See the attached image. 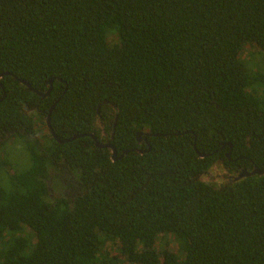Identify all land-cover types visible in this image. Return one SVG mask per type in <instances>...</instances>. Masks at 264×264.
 Here are the masks:
<instances>
[{
    "label": "trees",
    "instance_id": "trees-1",
    "mask_svg": "<svg viewBox=\"0 0 264 264\" xmlns=\"http://www.w3.org/2000/svg\"><path fill=\"white\" fill-rule=\"evenodd\" d=\"M253 44L264 0H0V264H264V174L235 178L264 169ZM57 100L53 130L81 136H53Z\"/></svg>",
    "mask_w": 264,
    "mask_h": 264
},
{
    "label": "rangeland",
    "instance_id": "rangeland-1",
    "mask_svg": "<svg viewBox=\"0 0 264 264\" xmlns=\"http://www.w3.org/2000/svg\"><path fill=\"white\" fill-rule=\"evenodd\" d=\"M110 40L113 42H116L117 41L116 34H111ZM241 57L247 62V66L249 67V69L256 70V68H258L259 70H262L261 72L264 73V54L261 51V49L257 47L255 44L246 45L242 51ZM249 74H250V71H249ZM258 86L264 88V84H258ZM263 98H264V95H263ZM43 123L44 121L41 122L40 120H38L39 137L41 138L43 135L49 133L48 127H46ZM7 144L8 145H6L5 147L10 150V151L8 150L6 151V153L9 156L8 158H10L11 161H13V163L16 164V166L20 170L19 172H23L27 170L29 168L28 162L30 161L29 159L31 158H30V154L27 151L24 141L16 137V138L10 139ZM8 171L13 172V169H10L9 167L2 169V171L0 172V177L3 179L0 180V182H4L3 180L6 179V172ZM225 171L226 170H222L221 168L218 167L212 173L206 175L205 177L206 179H209V180L211 179V180H214L220 183L225 180V176H226L224 174ZM49 185H50L51 197H56L62 192L61 189L58 187V185H56L55 181L50 180ZM162 237L163 238L160 241L162 244L161 245L162 247L164 246L165 242L168 241L170 248L176 251L180 250L179 243L172 236L166 235Z\"/></svg>",
    "mask_w": 264,
    "mask_h": 264
},
{
    "label": "water",
    "instance_id": "water-1",
    "mask_svg": "<svg viewBox=\"0 0 264 264\" xmlns=\"http://www.w3.org/2000/svg\"><path fill=\"white\" fill-rule=\"evenodd\" d=\"M4 74H5V73H1V74H0V78H1ZM20 80H21L25 85H27V86L29 87V89L34 90L36 93L42 95L43 97L47 96V95L50 93L51 89H52L53 79H50V80H49L50 88H49L48 91L45 92V93H44V92H40V91H38L37 89L33 88V87L31 86V84H30L28 81H26V80H24V79H20ZM0 85L4 88V86L2 85L1 82H0ZM57 102H58V100L55 101V103L51 106V108H50V110H49V113H48V115H47V117H46L47 125H48V127L51 129V132H52L53 136H54L58 141H60V142H67V141L72 140V139H74V138H76V137H78V136H81V135H77V134H76V135L72 136L71 138L64 139V140L60 139V138L57 136V134L55 133V131L53 130V128H52V126H51V113H52V111H53V109H54V107H55V105H56ZM100 106H101V105H99V108H100ZM149 135H150V133H147L146 135H144L143 132H138L137 137H138V140H139V141H141V137H142V139L144 138L146 141H148V136H149ZM156 135H159V134H156ZM91 136L95 139V143H96V145H98L99 147H109V148L112 149V157H113L114 160L118 159L120 156L123 155V153H122L120 156L118 155V153H117V148H116L111 142H109V141H107V142H103V141L100 140V138H99L98 136H96V135L93 134V133L91 134ZM148 144H149V143H148ZM149 147H150V144H149ZM125 152H127V151H125ZM201 156H204V154H201ZM228 156H230V153H228ZM253 174H264V169H260L258 166H255L252 170H248L247 168H243L242 171H241L240 173H238V174L236 175L235 178H236V179H239V178H242V177H244V176H249V175H253Z\"/></svg>",
    "mask_w": 264,
    "mask_h": 264
},
{
    "label": "flooded vegetation",
    "instance_id": "flooded-vegetation-1",
    "mask_svg": "<svg viewBox=\"0 0 264 264\" xmlns=\"http://www.w3.org/2000/svg\"><path fill=\"white\" fill-rule=\"evenodd\" d=\"M104 136L107 137L106 132H104ZM139 142H145V144L149 143V141H146L144 138L142 139V137H141V141H139Z\"/></svg>",
    "mask_w": 264,
    "mask_h": 264
}]
</instances>
